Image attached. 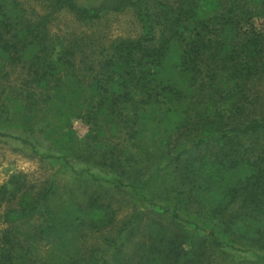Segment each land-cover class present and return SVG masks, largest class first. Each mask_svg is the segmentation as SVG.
<instances>
[{"label":"trees","instance_id":"obj_1","mask_svg":"<svg viewBox=\"0 0 264 264\" xmlns=\"http://www.w3.org/2000/svg\"><path fill=\"white\" fill-rule=\"evenodd\" d=\"M44 1L84 24L133 9L140 33L85 46L0 0V141L53 168L0 184V264H264V0ZM60 174L80 199L54 202ZM107 190L133 212L79 259L68 234L112 223Z\"/></svg>","mask_w":264,"mask_h":264},{"label":"rangeland","instance_id":"obj_2","mask_svg":"<svg viewBox=\"0 0 264 264\" xmlns=\"http://www.w3.org/2000/svg\"><path fill=\"white\" fill-rule=\"evenodd\" d=\"M17 1L21 7L26 9L30 18L37 19L48 15L50 17L48 22L50 33L65 39H83L82 44L85 46L97 47L100 43L105 44L110 40L121 37H136L140 33V24L133 9L110 13L98 22L84 24L77 21L74 15L66 9L53 11L44 0ZM17 73L12 71V77H15ZM72 126L78 136L84 135L87 129L79 119H73ZM52 170L53 168L49 164L34 157L28 150L0 141V184L5 183L11 174L19 172L26 175L27 185L39 188L44 186ZM56 186L58 191L54 200L55 203L65 202V195L76 199L81 197L77 185H70L69 178L65 174L57 176ZM89 192H91L90 189ZM100 201L104 203L105 211L112 217V223L98 231L80 227L74 234H68L70 239L76 237L77 243H72V241L67 248L74 255L80 257L79 259H81V256H87L90 250L106 249V240L116 236L121 223L128 219L133 212V206L128 198L114 191L102 192ZM3 212L4 207H0V230L7 226L3 221ZM25 228L29 230L30 225H25ZM144 232L145 230L142 229L133 235L132 240L126 245L128 251L140 245L141 240L144 238ZM38 248L40 250L35 254L36 262L40 259H47L46 253L49 250V245L41 241ZM80 250L82 251L81 256L79 254ZM18 261L21 262L22 257L19 256ZM211 262L212 264H257L247 257L242 258L221 250L214 252ZM81 264L87 263L81 261Z\"/></svg>","mask_w":264,"mask_h":264}]
</instances>
